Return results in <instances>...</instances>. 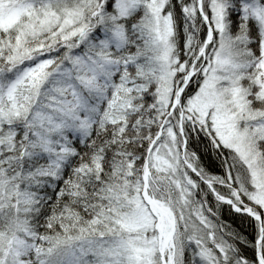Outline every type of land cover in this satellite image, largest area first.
Wrapping results in <instances>:
<instances>
[{"label":"snow or ice","instance_id":"1","mask_svg":"<svg viewBox=\"0 0 264 264\" xmlns=\"http://www.w3.org/2000/svg\"><path fill=\"white\" fill-rule=\"evenodd\" d=\"M0 264H264V0H0Z\"/></svg>","mask_w":264,"mask_h":264}]
</instances>
